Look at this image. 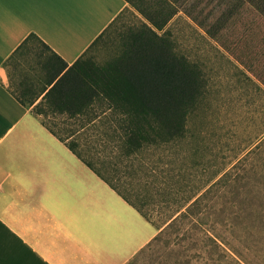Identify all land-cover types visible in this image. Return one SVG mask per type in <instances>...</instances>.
Returning <instances> with one entry per match:
<instances>
[{"label": "trees", "instance_id": "1", "mask_svg": "<svg viewBox=\"0 0 264 264\" xmlns=\"http://www.w3.org/2000/svg\"><path fill=\"white\" fill-rule=\"evenodd\" d=\"M127 1L140 16L136 13L137 22L120 35V43L104 61H97L90 52L130 7L70 66L41 37L30 33L5 63L11 81L9 87L27 105L34 104L44 93L42 100L33 106L35 114L90 168L161 228L155 238L161 240L174 235L168 242L177 243L178 233L184 231L180 239L187 242L181 243L174 264H264L259 253L251 256L247 226L249 221L264 219V192L237 191L234 197L245 196L250 200L247 205H220L212 201L228 197L218 189L230 175L226 172L186 203L157 204L149 212L129 196V191L122 190L119 173L103 174L78 149L77 141L71 139L73 131L66 125L99 106L115 111L118 116L122 155L139 156L147 147L183 138L189 116L204 94L207 82L201 65L181 53L170 30L165 29L178 12V5L171 0ZM259 148L260 144L255 152ZM240 177L237 175L236 180ZM111 178H116L118 183ZM131 192L138 196L136 191ZM169 207L172 212L164 224L151 217L154 209L165 213ZM151 244L152 240L147 245ZM260 249L263 252L264 245Z\"/></svg>", "mask_w": 264, "mask_h": 264}, {"label": "rangeland", "instance_id": "2", "mask_svg": "<svg viewBox=\"0 0 264 264\" xmlns=\"http://www.w3.org/2000/svg\"><path fill=\"white\" fill-rule=\"evenodd\" d=\"M171 1L179 10L165 29L177 49L201 65L207 82L185 136L147 147L139 156H125L118 116L111 109L96 106L66 127L87 159L106 176L119 173L122 190L149 212L157 204L186 203L226 172L230 175L218 189L228 197L212 201L247 205L245 196L234 197L237 191L264 192V0ZM129 7L91 50L97 61L108 58L120 35L137 22L140 14ZM235 175L242 177L236 180ZM168 209H154L151 217L162 225L172 212ZM247 226L251 256L259 253L264 260V219ZM178 234L177 243L168 242L174 235L154 237L126 264H174L181 243L187 242L180 239L183 230Z\"/></svg>", "mask_w": 264, "mask_h": 264}, {"label": "crops", "instance_id": "3", "mask_svg": "<svg viewBox=\"0 0 264 264\" xmlns=\"http://www.w3.org/2000/svg\"><path fill=\"white\" fill-rule=\"evenodd\" d=\"M127 7L0 0V264H126L160 230L42 123L44 93L17 98L5 65L34 32L70 66Z\"/></svg>", "mask_w": 264, "mask_h": 264}]
</instances>
